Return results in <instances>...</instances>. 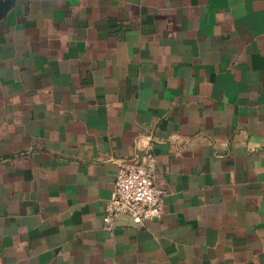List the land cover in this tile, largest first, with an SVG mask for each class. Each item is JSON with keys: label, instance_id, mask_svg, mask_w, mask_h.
<instances>
[{"label": "crops", "instance_id": "0c3cea01", "mask_svg": "<svg viewBox=\"0 0 264 264\" xmlns=\"http://www.w3.org/2000/svg\"><path fill=\"white\" fill-rule=\"evenodd\" d=\"M149 141L163 215L107 230L119 163ZM0 264H264V0H17Z\"/></svg>", "mask_w": 264, "mask_h": 264}, {"label": "built area", "instance_id": "2783aa9c", "mask_svg": "<svg viewBox=\"0 0 264 264\" xmlns=\"http://www.w3.org/2000/svg\"><path fill=\"white\" fill-rule=\"evenodd\" d=\"M156 167V144L153 141L148 142L142 159L120 161L103 213L105 229L113 230L122 215L130 216L137 224L163 215L166 190L155 184Z\"/></svg>", "mask_w": 264, "mask_h": 264}, {"label": "water", "instance_id": "95a60500", "mask_svg": "<svg viewBox=\"0 0 264 264\" xmlns=\"http://www.w3.org/2000/svg\"><path fill=\"white\" fill-rule=\"evenodd\" d=\"M16 1L17 0H0V21L5 17V15L9 12V10L15 5Z\"/></svg>", "mask_w": 264, "mask_h": 264}]
</instances>
